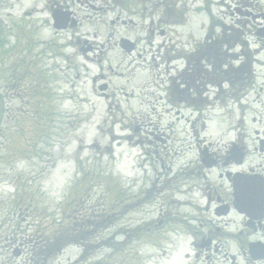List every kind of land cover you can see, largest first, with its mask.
<instances>
[{"label":"rangeland","instance_id":"1","mask_svg":"<svg viewBox=\"0 0 264 264\" xmlns=\"http://www.w3.org/2000/svg\"><path fill=\"white\" fill-rule=\"evenodd\" d=\"M134 1L124 0L123 18L136 25L118 35L135 42V54L112 50L98 63L99 57L88 60L79 46L69 49L56 72L53 118L32 114L33 97L24 96L30 78L11 82L0 72V264H201L184 257L193 252L189 239L157 227L158 205L150 199L138 205L133 195L148 186L150 165L165 147L182 151V144L192 145L196 127L204 125L207 135L227 127L221 116L241 97H232L240 80L203 93L202 119L193 126L200 115L190 107L180 120L173 113L160 117L168 105L153 102L150 94L165 79L159 75L168 63L158 67L165 55L172 60L171 78L182 69L180 54L205 51L214 41L219 46L213 52L223 55L220 69L250 60L240 56L257 48L245 34L260 21L258 11L237 0ZM132 10L137 14L130 17ZM250 13L252 22L245 19ZM152 22L164 37L151 34ZM106 31L102 24L85 22L76 37L105 43ZM255 58L264 61V53ZM100 74L110 86L108 99L92 86ZM141 86L146 88L140 93ZM123 87L126 93L135 89L137 97L126 99Z\"/></svg>","mask_w":264,"mask_h":264},{"label":"flooded vegetation","instance_id":"2","mask_svg":"<svg viewBox=\"0 0 264 264\" xmlns=\"http://www.w3.org/2000/svg\"><path fill=\"white\" fill-rule=\"evenodd\" d=\"M244 1L236 3L247 7L252 4L258 11L260 21H254L251 31L245 34L257 48L256 53L248 50L250 60H247L241 97L222 113L221 119L228 121L227 127L215 128L213 135H207L204 125L196 127L191 129L192 145L184 149L182 144V151L174 149V145L165 147L163 156L150 165L148 186L141 191L137 189L133 195L135 200L139 199L138 205L148 199L158 205L157 211L154 210L159 218L157 227L189 239L193 252L184 257L201 264H213L216 260L222 264H264V61L255 58L264 53V0ZM133 2L126 0L129 5ZM123 5L124 0H0V72L11 82L24 81L27 77L33 81L29 89L26 87L24 96L33 97L31 108L35 117L55 116L59 60L67 61L68 50L74 52L75 45L88 60L90 55L99 57L98 63L112 50L123 53V40L132 44V51L124 53L135 54V42L118 35L123 28L130 31L136 25L131 18H123V11H128ZM136 14L132 10L127 15ZM252 16L247 14L245 19L252 22ZM93 21L107 29L105 43L91 44L88 39L81 42L76 37L85 22ZM153 24L152 35L159 28H152ZM158 33L166 35L164 30ZM96 37L97 33L92 38ZM216 54L201 48H195L188 57L180 54L182 69L172 78V60L166 55L161 58L158 67L168 63L164 74L159 75L165 79L150 94L153 102H159L162 107L168 105L160 117L173 113L180 120L190 107L200 115L194 118L193 126L202 119L203 93L236 83L225 78L219 80V65L212 62ZM108 69L112 71L110 66ZM105 80L103 74L97 75L92 86L102 98L108 99L111 91ZM124 88L120 93L126 99L137 97L135 89L126 93ZM144 88L141 86L137 91L141 93ZM140 143L139 140L136 145ZM187 153L191 159H186Z\"/></svg>","mask_w":264,"mask_h":264},{"label":"trees","instance_id":"3","mask_svg":"<svg viewBox=\"0 0 264 264\" xmlns=\"http://www.w3.org/2000/svg\"><path fill=\"white\" fill-rule=\"evenodd\" d=\"M216 46L217 47L219 46V42L214 41V43H212V45H210L209 47L206 46L204 49L212 51L213 49L216 48ZM219 55L223 56L222 53H219V54L217 53L215 59L212 61L215 65H217V64L219 65V63L222 60V57H220ZM241 55H242V56H240L241 58L246 59L247 52L244 50L241 53ZM246 65H247V62L245 60L244 62L240 63V65H238L237 68H233L231 66H225L226 70H224V71H222L221 69L217 70L219 80H221L222 77H224L225 79H230L233 82H236L238 79L240 80V81H237L238 83H240V85L236 86L235 92H234V94H232L233 98L239 97L242 90H243L244 73H245L246 68H247ZM222 66H224V65H222ZM202 106H203V104H202Z\"/></svg>","mask_w":264,"mask_h":264},{"label":"water","instance_id":"4","mask_svg":"<svg viewBox=\"0 0 264 264\" xmlns=\"http://www.w3.org/2000/svg\"><path fill=\"white\" fill-rule=\"evenodd\" d=\"M121 48L126 53H130L132 51V44H130L128 41L124 40L122 42ZM14 256L18 257V253H14Z\"/></svg>","mask_w":264,"mask_h":264}]
</instances>
